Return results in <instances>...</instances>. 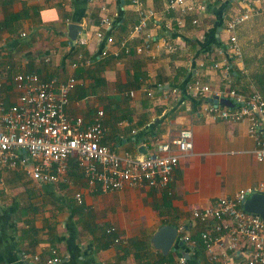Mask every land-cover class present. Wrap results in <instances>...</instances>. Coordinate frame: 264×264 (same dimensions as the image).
Wrapping results in <instances>:
<instances>
[{"label":"crops","instance_id":"0c3cea01","mask_svg":"<svg viewBox=\"0 0 264 264\" xmlns=\"http://www.w3.org/2000/svg\"><path fill=\"white\" fill-rule=\"evenodd\" d=\"M169 1L143 0V7L156 12L148 31L172 50L136 53L133 47L143 41L142 33L129 40L130 53L112 45L110 50L118 53L102 57L106 40L97 37L98 31L121 42L139 22L132 0H0V82L6 106L18 100V73H36L42 80L74 76L77 85L66 112L89 125L102 110L107 128L102 144L121 157L146 156L181 129L193 131V149L180 157L172 194L150 187L90 191L75 158L69 164L71 184L39 183L22 168L1 171L0 264H39L33 256L45 260L53 249L60 264H179L182 256L186 264H207L202 243L184 241L178 232L175 248L164 254L154 246V234L165 224L184 226L198 241L210 226L196 219L194 210L264 183V160L257 158L249 121L206 116L203 101L188 88L199 80L211 91L248 94L252 85L264 96V0H206V11L194 14L198 23L186 17L185 26H179L178 12L167 11ZM245 4L255 5L258 13L237 29L243 58L230 61L218 52L228 38L224 22ZM105 18L110 24H102ZM71 23L80 26L74 41ZM79 52L91 63L74 67ZM225 60L231 67L229 81L216 66ZM76 193L82 194V203ZM111 226L117 233L107 232ZM246 258L237 251L217 264H245Z\"/></svg>","mask_w":264,"mask_h":264},{"label":"built area","instance_id":"2783aa9c","mask_svg":"<svg viewBox=\"0 0 264 264\" xmlns=\"http://www.w3.org/2000/svg\"><path fill=\"white\" fill-rule=\"evenodd\" d=\"M132 4L140 19L127 39L118 42L111 34L98 31L97 37L106 40L101 56L117 54L118 50H110L112 45L130 53L133 45L129 40L142 33L145 34L143 41L133 47L136 53H148L153 48L163 47L172 50L173 46L168 45L166 40L163 39L162 44L148 31L149 22L154 20L156 12L145 9L143 0H132ZM245 5L224 22L228 38L218 52L230 61H241L243 58L237 29L258 13L255 5ZM207 7L206 0H170L166 9L178 12V24L185 26L186 17L191 18L193 25L197 24L198 19L194 14L206 11ZM105 23L110 24V20L103 19L102 24ZM81 42L85 43L86 40ZM89 63L91 60L79 52L72 65L77 67ZM216 66L222 69L225 79L229 81V63L225 60L224 64L217 63ZM76 85L74 76L64 81L56 77L42 80L36 73H18L14 76L18 100L6 106L0 82V172L22 168L39 183L71 184L69 164L70 159L75 158L90 191L111 192L126 187H150L172 194L171 183L180 157L193 149L192 129H181L171 142L157 144L155 150L146 156L121 157L102 144L107 130L102 122V110L89 125H85L83 117H71L66 112L70 94ZM188 88L198 99L204 100L214 95L230 98L233 106L214 103L208 98V101H203V113L214 120H248L257 158L264 160V96L258 89L251 85L248 94L235 89L211 91L210 86L199 80L191 82ZM173 147L178 151L174 152ZM253 192L264 193V183L242 188L233 196L220 198L216 205L193 211L196 219L210 226L201 232L208 254L207 264H217L222 257H234L237 251L246 254L245 264H264V219L244 208L245 200ZM76 199L82 203V194L76 193ZM117 231L115 226L107 229L109 233ZM178 232L182 234V240L196 244V240L185 233L184 226L178 228ZM115 241L119 242L120 239L116 238ZM52 253L53 256L45 260L38 255L32 259L39 264H60L57 250L53 249ZM22 257L27 258L28 253L22 252ZM179 264H186L184 256L180 257Z\"/></svg>","mask_w":264,"mask_h":264},{"label":"water","instance_id":"95a60500","mask_svg":"<svg viewBox=\"0 0 264 264\" xmlns=\"http://www.w3.org/2000/svg\"><path fill=\"white\" fill-rule=\"evenodd\" d=\"M80 26L76 23H71L70 28V38L71 40H76L78 37V31ZM210 101L214 103H219L222 105L233 106V102L230 98L220 97L216 95L209 98ZM26 153V151H24ZM244 208L246 211L254 214L260 215L264 219V193L253 192L248 196L244 202ZM178 228L174 225L165 224L162 225L158 231L154 234L152 242L154 246L160 249L164 254H167L173 247V245L178 240ZM181 243V241H179Z\"/></svg>","mask_w":264,"mask_h":264},{"label":"trees","instance_id":"16d2710c","mask_svg":"<svg viewBox=\"0 0 264 264\" xmlns=\"http://www.w3.org/2000/svg\"><path fill=\"white\" fill-rule=\"evenodd\" d=\"M200 101H208V98H206V99H201V100H198V102H200ZM78 164V163H77ZM202 243V245H203V247L206 249V247H205V244L203 243V240H202V238L201 239H198V241H196V243Z\"/></svg>","mask_w":264,"mask_h":264},{"label":"rangeland","instance_id":"374dc122","mask_svg":"<svg viewBox=\"0 0 264 264\" xmlns=\"http://www.w3.org/2000/svg\"><path fill=\"white\" fill-rule=\"evenodd\" d=\"M227 36H228V34H227Z\"/></svg>","mask_w":264,"mask_h":264}]
</instances>
